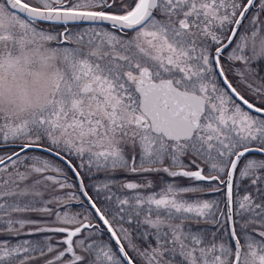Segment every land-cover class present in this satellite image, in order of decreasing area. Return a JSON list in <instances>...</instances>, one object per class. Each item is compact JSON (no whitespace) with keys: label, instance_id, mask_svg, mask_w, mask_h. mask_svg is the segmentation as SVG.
<instances>
[{"label":"snow or ice","instance_id":"1","mask_svg":"<svg viewBox=\"0 0 264 264\" xmlns=\"http://www.w3.org/2000/svg\"><path fill=\"white\" fill-rule=\"evenodd\" d=\"M0 264H264V0H0Z\"/></svg>","mask_w":264,"mask_h":264}]
</instances>
